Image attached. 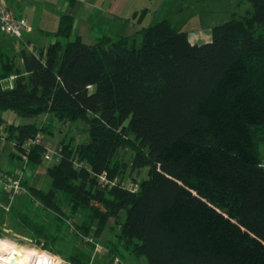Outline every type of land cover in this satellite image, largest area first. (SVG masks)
Returning <instances> with one entry per match:
<instances>
[{
    "label": "trees",
    "instance_id": "1",
    "mask_svg": "<svg viewBox=\"0 0 264 264\" xmlns=\"http://www.w3.org/2000/svg\"><path fill=\"white\" fill-rule=\"evenodd\" d=\"M72 22L61 15L55 40L21 47L16 62L0 50V125L6 111L30 119L4 125L27 166L45 151V142H27L64 122L87 124L81 141L61 132L47 191L22 182L38 209L13 225L47 239V228L51 236L66 224L70 264H91L105 227L113 258L123 250L148 264H264V0H236L200 45L166 19L140 28L138 39L93 44L70 38ZM143 169L137 191L122 185L124 173L134 181ZM49 215L54 227L42 221Z\"/></svg>",
    "mask_w": 264,
    "mask_h": 264
},
{
    "label": "crops",
    "instance_id": "2",
    "mask_svg": "<svg viewBox=\"0 0 264 264\" xmlns=\"http://www.w3.org/2000/svg\"><path fill=\"white\" fill-rule=\"evenodd\" d=\"M235 2L236 0L228 1L230 4L228 8H224L225 14L231 15ZM163 3L165 4L164 0ZM163 3L162 0H6L7 6L14 14L26 19L30 25V31L24 37V41L25 45L32 49L45 48L55 40L52 33L57 30L59 18L63 14L70 15L73 19L70 38L78 36L87 44L95 43L102 36L113 39L133 36L140 28L163 19L168 20L171 26L186 31L191 44L200 45L211 40L213 22L201 25L200 21L197 22L198 19H195V15H191L189 19L193 22L189 28L172 25L168 14H162L164 6L168 7L169 4ZM31 34L39 35L37 41L40 44L37 47L29 45ZM42 36H52V39L40 40ZM2 118L4 123L1 126L19 125L30 121L10 111L3 112ZM4 132L0 135V171L11 175L21 173L25 187L47 191L50 182L46 176V170L53 161L41 160L35 166H27L26 161L19 156L14 143L4 138ZM62 136L61 132L54 130L52 135L41 137L43 142L56 148ZM259 152L264 160V144L259 146ZM30 209L34 213L38 207L36 203L30 204L28 194H16L10 190L0 189V225L6 222L13 224V220L17 221L19 214L27 213ZM79 218L77 222L81 221L82 213H79ZM108 224L110 225V221Z\"/></svg>",
    "mask_w": 264,
    "mask_h": 264
},
{
    "label": "rangeland",
    "instance_id": "3",
    "mask_svg": "<svg viewBox=\"0 0 264 264\" xmlns=\"http://www.w3.org/2000/svg\"><path fill=\"white\" fill-rule=\"evenodd\" d=\"M165 4H169V6H164L162 14H168L172 25L176 26H182L185 28H189V26H192V22L189 17L191 15H195V19L200 23L201 25L208 24L209 22H213L212 24L215 26L217 24H221L228 20L230 18V13L225 14L224 8H228L229 4L228 1L230 0H164ZM244 5L239 8V11L241 13L244 12ZM175 9V10H174ZM173 10V11H172ZM170 23V22H169ZM199 24V23H198ZM31 34L29 35L30 39V46L37 47L40 43L37 41V38H39V35ZM135 37L138 39V36L134 34ZM26 36V35H25ZM52 39V36H42L40 37V40H48L50 41ZM26 47L25 41L23 40H17L14 38H10L8 36H5L0 32V50L4 53L7 52L11 59H13L16 62V54L21 49V47ZM31 49V48H28ZM12 77V76H10ZM4 79L2 81L3 86L10 85L13 79L11 78ZM43 119L45 117L43 115L39 116L37 118V121L42 123ZM58 123V122H57ZM61 126L62 130L61 132H66L68 135H72L76 137V141H81L83 137L85 136L82 132L87 124L83 121H74V122H64L63 124H58ZM131 154L130 150H121L120 156H122L124 159H128L129 155ZM147 169H143L140 171L138 175L135 173L131 176L134 177L133 179L135 182H139L146 176ZM123 182L125 181H131L129 179L128 172L124 173ZM131 178V177H130ZM63 211L67 213L68 207L64 205ZM79 213L75 215V217L72 218V221L74 223H79L77 221L80 220ZM42 221L44 225L49 226H55L52 215L49 216H43ZM14 224V223H13ZM12 223L6 222L3 223V225H0V239L8 240L12 243H14L16 246L21 247H27V248H35L39 252H49L44 247H49V250L60 252L61 255H50V258H54L56 262L59 264H70L68 262V254L70 252L72 243H73V230L69 229L66 230V224L62 223L63 226L60 228V232H52L53 235H50V231L47 228V234L48 238L43 239L41 237H38L37 235L32 234L28 228L25 227H15ZM112 221L110 220V227L112 226ZM68 234H67V232ZM114 232H108V228L105 227L104 231L102 232V235L100 239L97 240L100 249L93 254L92 262L91 264H112L113 260L111 256L106 255L107 253L103 254L102 249L106 248L108 249V245L106 243L107 239L109 237L113 238ZM55 235L57 237H55ZM54 237V238H53ZM111 246V244H110ZM104 247V248H103ZM47 249V248H46ZM124 254V257H118L120 260V263L122 264H148L147 260L144 257L137 258L133 254L126 253L125 251L121 250ZM7 252V248L0 246V258L5 257ZM120 252V251H119ZM50 253V252H49ZM52 254V253H51ZM58 256V257H57ZM3 262V261H2ZM4 263V262H3ZM5 264V263H4Z\"/></svg>",
    "mask_w": 264,
    "mask_h": 264
},
{
    "label": "built area",
    "instance_id": "4",
    "mask_svg": "<svg viewBox=\"0 0 264 264\" xmlns=\"http://www.w3.org/2000/svg\"><path fill=\"white\" fill-rule=\"evenodd\" d=\"M29 31L30 25L28 24L26 19L16 16L14 12L7 6L6 0H0V32L10 38L24 41V37ZM10 78L13 79V76ZM3 131H5V126L0 125V135L3 133ZM38 142H43L42 137L39 135H37L36 138L32 141L27 142V145L35 144ZM21 158L26 160V154H21ZM58 158V150L54 147H51L48 143H45V151L41 155L42 161L51 162L53 160H57ZM74 165L76 168H80L82 166V163L75 159ZM261 166L264 168V160L261 161ZM99 178L105 186L110 187V181L106 179L105 174H101ZM113 183L114 181L111 182V184ZM122 185H124L131 191H137L139 188V184L134 181H126L123 182ZM0 189L10 190L11 192L16 194L28 193L26 188L22 185L21 173H19L18 175H11L6 172L0 171ZM85 240L92 242V239L89 237L85 238ZM98 248L100 249V246L98 243H96L95 251H97ZM101 250L103 253L107 252L105 248H101ZM112 260V264L120 263V260L117 257H114Z\"/></svg>",
    "mask_w": 264,
    "mask_h": 264
},
{
    "label": "bare ground",
    "instance_id": "5",
    "mask_svg": "<svg viewBox=\"0 0 264 264\" xmlns=\"http://www.w3.org/2000/svg\"><path fill=\"white\" fill-rule=\"evenodd\" d=\"M0 246L7 248L6 256L0 258V264H59L50 258V254L35 248L16 246L5 239H0Z\"/></svg>",
    "mask_w": 264,
    "mask_h": 264
}]
</instances>
